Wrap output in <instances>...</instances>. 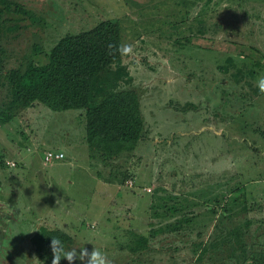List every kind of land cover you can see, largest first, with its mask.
<instances>
[{
    "label": "rangeland",
    "instance_id": "rangeland-1",
    "mask_svg": "<svg viewBox=\"0 0 264 264\" xmlns=\"http://www.w3.org/2000/svg\"><path fill=\"white\" fill-rule=\"evenodd\" d=\"M14 1L28 15H5L19 29L0 42V264H42L30 245L40 226L109 264H250L264 251V0ZM102 21L131 46L121 88L136 89L144 122L137 148L108 162L88 150L81 111L12 112L5 80ZM182 216L192 225L152 233ZM142 236L149 249L132 252Z\"/></svg>",
    "mask_w": 264,
    "mask_h": 264
},
{
    "label": "trees",
    "instance_id": "trees-1",
    "mask_svg": "<svg viewBox=\"0 0 264 264\" xmlns=\"http://www.w3.org/2000/svg\"><path fill=\"white\" fill-rule=\"evenodd\" d=\"M10 14L28 15L23 4L14 0H0V42L19 29V22L11 25L9 23L12 20L3 19ZM122 55L120 27L111 21H102L86 31L63 36L46 53L45 64H29L24 71L20 68L7 71L8 109L13 112L39 104L52 112L81 111L84 117V139L91 153L101 156L105 162L128 154L142 140L144 122L136 89L121 88V84L128 85L131 81L120 65ZM5 56L6 51L0 43V64ZM12 117L9 113L2 116L1 121L7 123ZM240 189L243 186L235 188L231 194ZM239 201L236 198L233 200L236 204ZM161 209L166 215L180 212L165 204ZM242 209L246 210L247 207L243 206ZM155 216L159 218L163 214L155 213ZM193 216H182L173 224H166L152 233L155 236L179 233L192 225ZM234 236L236 243L244 237ZM52 237L60 238L66 250H70L74 244L73 238L64 231L40 226L31 236L30 245L42 264H51ZM205 247L200 254V261L207 251L208 246ZM210 247L215 248L216 245L211 244ZM148 249L149 239L142 236L133 246L132 252ZM66 263L65 259L60 261V264ZM250 264H264V251L253 253Z\"/></svg>",
    "mask_w": 264,
    "mask_h": 264
},
{
    "label": "clouds",
    "instance_id": "clouds-1",
    "mask_svg": "<svg viewBox=\"0 0 264 264\" xmlns=\"http://www.w3.org/2000/svg\"><path fill=\"white\" fill-rule=\"evenodd\" d=\"M131 46H124L122 52L127 54L131 52ZM261 91H264V77L258 82ZM3 225H0L2 228ZM86 244V243H85ZM85 244L80 247H74L70 250L65 249L64 242L58 237H52L50 248L52 252L51 264H60L62 259H65L69 264H74V261H80L81 264H109L106 255L100 248L94 247L91 253L85 248ZM79 248V252L77 249Z\"/></svg>",
    "mask_w": 264,
    "mask_h": 264
},
{
    "label": "built area",
    "instance_id": "built-area-1",
    "mask_svg": "<svg viewBox=\"0 0 264 264\" xmlns=\"http://www.w3.org/2000/svg\"><path fill=\"white\" fill-rule=\"evenodd\" d=\"M64 158L62 153H57V154H53V153H47L45 156V161L49 162L51 160H62Z\"/></svg>",
    "mask_w": 264,
    "mask_h": 264
}]
</instances>
